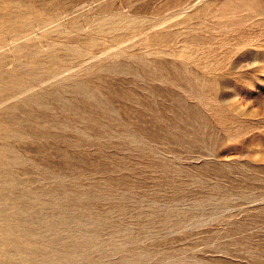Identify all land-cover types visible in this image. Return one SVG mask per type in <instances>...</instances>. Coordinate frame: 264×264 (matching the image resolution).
Masks as SVG:
<instances>
[{"label": "rangeland", "instance_id": "rangeland-1", "mask_svg": "<svg viewBox=\"0 0 264 264\" xmlns=\"http://www.w3.org/2000/svg\"><path fill=\"white\" fill-rule=\"evenodd\" d=\"M0 181V264H264V0H0Z\"/></svg>", "mask_w": 264, "mask_h": 264}, {"label": "bare ground", "instance_id": "bare-ground-1", "mask_svg": "<svg viewBox=\"0 0 264 264\" xmlns=\"http://www.w3.org/2000/svg\"><path fill=\"white\" fill-rule=\"evenodd\" d=\"M28 59V58H27ZM1 182V181H0ZM2 190V189H1ZM3 194V193H2ZM19 197V196H18ZM12 217V216H11Z\"/></svg>", "mask_w": 264, "mask_h": 264}]
</instances>
